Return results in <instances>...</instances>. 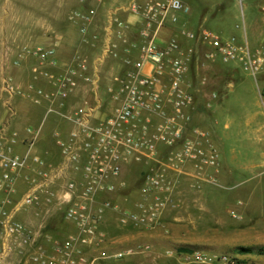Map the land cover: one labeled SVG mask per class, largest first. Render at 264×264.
<instances>
[{
    "label": "built area",
    "instance_id": "obj_1",
    "mask_svg": "<svg viewBox=\"0 0 264 264\" xmlns=\"http://www.w3.org/2000/svg\"><path fill=\"white\" fill-rule=\"evenodd\" d=\"M259 1L264 13V0ZM190 12L182 0H132L124 10L108 11L104 19L96 10L72 11L68 20L78 27L92 55L77 56L59 73L42 69L59 66L53 48L32 50L40 61L36 73L54 87L53 92H38L40 97L50 102L64 100L82 86L89 88L90 97L71 111L49 108L48 114L56 113L70 124L65 135L53 133L58 161L38 151L44 123L27 127L23 141L9 125H0L1 259L16 249L28 255L32 264L120 261L132 255L133 249L93 254L105 242L102 223L107 211L116 212L123 225L155 228L166 209L177 206L175 194L181 176L192 177L194 188L217 183L221 152L211 133L193 122L196 99L188 76L198 51L186 50L179 39L200 43L207 50V60L237 64L259 83L264 81V32L253 45L245 26L240 38H223L204 27L180 26ZM132 17L139 25L134 38L130 34L135 26ZM167 28L176 29L178 36L171 34L160 44V33ZM111 60L120 62V70L103 75L102 67ZM103 80L107 81L104 86ZM7 91L15 93L13 84ZM260 94L264 98V90ZM34 101L40 103L37 98ZM20 143L25 145L22 152L16 149ZM134 166L142 168L138 199L132 208H123L114 198L128 189L125 175ZM19 184L24 192L15 202L12 195ZM21 210L41 218L57 213L74 226L75 233L53 240L48 249L37 248L40 226L19 218ZM166 254L172 256L174 251ZM187 257L197 264L215 261L200 251ZM216 262L238 264L227 255Z\"/></svg>",
    "mask_w": 264,
    "mask_h": 264
},
{
    "label": "rangeland",
    "instance_id": "obj_2",
    "mask_svg": "<svg viewBox=\"0 0 264 264\" xmlns=\"http://www.w3.org/2000/svg\"><path fill=\"white\" fill-rule=\"evenodd\" d=\"M182 1L191 9L181 21L182 27L192 30L204 27L223 38H240L245 26L253 45L262 37L264 13L259 0ZM78 3V0H0V25L9 26L10 34L19 35L24 42L37 41L36 38L60 39L66 46L64 53L68 54L78 35L67 14ZM171 33L178 36L174 28ZM179 42L186 50L191 47L198 51L199 58L194 54L188 76L196 99L193 122L211 133L221 152V166L215 173L217 183H202L200 188H194L192 177L181 178L175 194L177 206L166 209L158 226L146 228L118 221L109 230L160 232L167 237L161 247L165 252L172 250L189 256L200 251L215 259L211 264H217L216 259L223 255L240 261L238 264H264V255L240 252L243 248H264V142L260 143L264 136V114L257 93L263 92L264 86L259 87L237 64L207 60V50L200 43L184 39ZM208 103L212 105L210 108ZM141 171L140 166L128 169L125 175L128 189L114 198L121 205L131 207L138 199ZM37 221L40 226L37 248L48 249L53 240H62L75 230L54 212L45 218L37 217ZM47 234L51 235V241L46 239ZM181 248H187L188 252L180 251ZM131 249L132 260L127 256L118 264H149L150 257L145 254L157 251L148 242ZM96 252L93 254L98 255ZM107 260L102 263L111 259ZM0 264L32 263L28 255L14 249L5 259L0 258Z\"/></svg>",
    "mask_w": 264,
    "mask_h": 264
},
{
    "label": "crops",
    "instance_id": "obj_3",
    "mask_svg": "<svg viewBox=\"0 0 264 264\" xmlns=\"http://www.w3.org/2000/svg\"><path fill=\"white\" fill-rule=\"evenodd\" d=\"M132 0H104L102 4H99L97 0H78V6L75 9H71L68 14L72 11H97L98 17L104 19L108 11L112 9L124 10ZM185 3V2H184ZM186 4V3H185ZM7 15L6 9L3 10ZM3 15V16H5ZM122 16H126L122 14ZM68 20V19H67ZM135 24L133 31L130 32L131 38H134L137 27L139 26L136 22V18H131ZM70 26L75 28L77 31L78 39L72 45L73 48L68 54L64 53L63 49L66 47L61 43L60 39L38 40L37 41H26L19 38V35L13 37L9 30V26L0 25V125L7 124L10 128L16 130L19 133L20 139L23 141L26 136L27 127H39L44 123L43 134L38 145V151L42 156L59 160V150L55 144L53 133L58 131L65 135L69 129L70 124L64 119L60 118L56 113H49L50 107L59 111H71L79 106L86 98L90 97V90L88 87L82 86L77 92L73 93L67 99L56 98L54 102H50L39 96L38 92H53L54 87L51 82L44 76L36 73V70H40L39 59L32 55V50L43 47L53 48L55 50L56 57L60 60L59 66L45 65L42 69L47 70L51 73H59L68 65L71 61L75 60L77 56L87 55L90 52L89 47L83 41L82 36L79 32L78 27L68 20ZM158 42L165 44L170 38L171 29H164L160 33ZM121 54L124 56V50L121 48ZM120 70V62L111 60L106 66H103L101 72L103 75H110ZM107 81L103 80V85ZM264 81L258 83L260 87ZM9 84L14 86V94H10L7 91ZM103 91V89H102ZM258 93L259 106L262 113L264 114V98H261L260 92ZM39 99L40 103H36L34 99ZM46 118V119H45ZM264 135V133H263ZM264 142V136L260 139V143ZM25 148L24 143H20L17 146V151L22 152ZM189 173L193 172V169L187 168ZM187 176H181L184 178ZM180 178V179H181ZM24 192V188L21 184L18 185L17 192L12 195L14 201L20 200ZM121 204V203H120ZM123 208H132L123 206ZM19 218L28 222L33 226H38L37 217L31 212L21 210L18 212ZM118 224V214L114 211H107L105 213L102 230L106 235L105 242L101 245V249L97 250V254L103 251H110L114 253L125 248H134L141 243L151 244L154 246L155 253H146L147 257H150L149 264H195L189 262L187 256L184 253L175 252L172 256L166 254L165 250L161 247L164 246L167 241V237L160 232H131V233H120L111 231L110 226ZM74 232H69L68 235ZM46 236V235H45ZM46 239L50 241L51 235L46 236ZM128 259L133 256L127 257ZM108 261V260H105ZM110 262L105 264H118L120 261L109 260ZM197 264V263H196Z\"/></svg>",
    "mask_w": 264,
    "mask_h": 264
},
{
    "label": "trees",
    "instance_id": "obj_4",
    "mask_svg": "<svg viewBox=\"0 0 264 264\" xmlns=\"http://www.w3.org/2000/svg\"><path fill=\"white\" fill-rule=\"evenodd\" d=\"M180 251L188 252V249L187 248H181ZM240 252L264 255V248H243L240 250ZM237 262L239 263L240 261H237Z\"/></svg>",
    "mask_w": 264,
    "mask_h": 264
}]
</instances>
